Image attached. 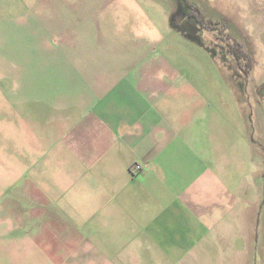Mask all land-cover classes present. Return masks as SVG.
<instances>
[{
  "label": "crops",
  "instance_id": "obj_1",
  "mask_svg": "<svg viewBox=\"0 0 264 264\" xmlns=\"http://www.w3.org/2000/svg\"><path fill=\"white\" fill-rule=\"evenodd\" d=\"M164 4L0 0L38 37L0 67V264L257 257L264 98Z\"/></svg>",
  "mask_w": 264,
  "mask_h": 264
},
{
  "label": "rangeland",
  "instance_id": "obj_2",
  "mask_svg": "<svg viewBox=\"0 0 264 264\" xmlns=\"http://www.w3.org/2000/svg\"><path fill=\"white\" fill-rule=\"evenodd\" d=\"M159 1L164 6L165 2H169L171 12L175 10L189 12V6L197 7L205 19L210 20L211 27H217V29L201 28L193 18L190 19L194 29L196 28L198 33L202 32L203 43L207 42L208 48L216 49V58L223 53L225 65L238 71L242 79L254 81L256 91H259L264 82V0ZM30 17L31 15H28L27 9L24 8H0V67H7L10 61L15 64V60L17 64H25L28 60L25 53L38 47V37L29 32L31 24L27 20H30ZM222 31L229 32L235 39L242 41L250 52L253 66L248 77L239 72L234 57L220 46L224 44L225 34ZM261 142L264 147V139ZM262 226L255 238L257 243L254 244L253 250L257 253V257L253 258L251 263H234L225 258L220 262L209 264H264V222Z\"/></svg>",
  "mask_w": 264,
  "mask_h": 264
},
{
  "label": "trees",
  "instance_id": "obj_3",
  "mask_svg": "<svg viewBox=\"0 0 264 264\" xmlns=\"http://www.w3.org/2000/svg\"><path fill=\"white\" fill-rule=\"evenodd\" d=\"M188 4L191 5L190 3ZM189 7L190 10L188 15L191 16L201 28L217 29V27H211L210 20H206L204 15L197 7L192 5ZM220 30L222 29L220 28ZM222 32L224 33V31ZM224 34V44H221L220 46L234 57L238 70L243 73L245 77H248L253 66V60L250 52L247 50L245 44L242 41L235 39L229 32H225ZM213 54L216 56V53ZM218 59L225 64V56L223 53L219 54Z\"/></svg>",
  "mask_w": 264,
  "mask_h": 264
},
{
  "label": "flooded vegetation",
  "instance_id": "obj_4",
  "mask_svg": "<svg viewBox=\"0 0 264 264\" xmlns=\"http://www.w3.org/2000/svg\"><path fill=\"white\" fill-rule=\"evenodd\" d=\"M190 19H192V17L188 15V12H178V10H175L171 16L172 23L177 26H185L184 22L187 23L188 21H190Z\"/></svg>",
  "mask_w": 264,
  "mask_h": 264
},
{
  "label": "built area",
  "instance_id": "obj_5",
  "mask_svg": "<svg viewBox=\"0 0 264 264\" xmlns=\"http://www.w3.org/2000/svg\"><path fill=\"white\" fill-rule=\"evenodd\" d=\"M143 169L142 165L139 163H133L132 165H130L129 167V171L130 174L133 176L135 174H138L139 172H141Z\"/></svg>",
  "mask_w": 264,
  "mask_h": 264
},
{
  "label": "water",
  "instance_id": "obj_6",
  "mask_svg": "<svg viewBox=\"0 0 264 264\" xmlns=\"http://www.w3.org/2000/svg\"><path fill=\"white\" fill-rule=\"evenodd\" d=\"M258 95L262 98H264V82L262 84V86L260 87L259 91H258Z\"/></svg>",
  "mask_w": 264,
  "mask_h": 264
}]
</instances>
